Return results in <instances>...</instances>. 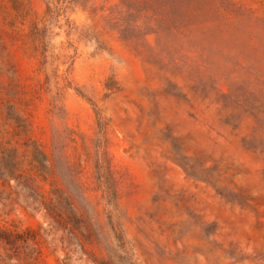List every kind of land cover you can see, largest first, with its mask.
<instances>
[{
    "label": "rangeland",
    "instance_id": "obj_1",
    "mask_svg": "<svg viewBox=\"0 0 264 264\" xmlns=\"http://www.w3.org/2000/svg\"><path fill=\"white\" fill-rule=\"evenodd\" d=\"M22 128L79 214L10 181L0 225L41 264H264V0H0V133Z\"/></svg>",
    "mask_w": 264,
    "mask_h": 264
},
{
    "label": "trees",
    "instance_id": "obj_2",
    "mask_svg": "<svg viewBox=\"0 0 264 264\" xmlns=\"http://www.w3.org/2000/svg\"><path fill=\"white\" fill-rule=\"evenodd\" d=\"M22 132H24V128L14 131L7 137L0 133V204L4 207L8 205L11 208L10 204L15 203V199L20 193L16 192V187L10 184V181H14L25 197L33 198L32 204L45 210L47 217L53 221L58 220L57 217H61L69 222L71 227H75L72 223L79 220V214L74 209V199L69 195L63 198L59 194L64 193L54 189L49 191L50 197H46L38 184L39 174L42 179L46 178L45 153L35 146L32 147L28 157L29 167L24 164L22 155L18 154L19 141L16 138L22 137ZM5 134L8 135L7 132ZM28 141L29 139L26 138L23 142L26 147H28ZM75 184L76 187L79 186V184ZM67 193L70 194L69 191ZM63 199L68 200L67 209L61 207ZM77 228H79L78 225L75 229ZM36 236V232L31 228L17 230L0 225V264H41Z\"/></svg>",
    "mask_w": 264,
    "mask_h": 264
}]
</instances>
